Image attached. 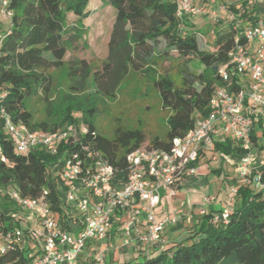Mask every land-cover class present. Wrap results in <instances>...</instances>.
<instances>
[{
	"label": "trees",
	"instance_id": "16d2710c",
	"mask_svg": "<svg viewBox=\"0 0 264 264\" xmlns=\"http://www.w3.org/2000/svg\"><path fill=\"white\" fill-rule=\"evenodd\" d=\"M89 2L10 0L12 19L5 28L6 36L0 47V89L7 92L4 108L12 121L23 123L31 131L53 132L68 125L77 128L83 124L87 133L81 141L119 169L115 181L124 185L127 180L125 156L142 147L145 135L140 128L120 125L115 126L109 136L98 133L94 124L96 100L100 95L97 76L90 72L91 66L85 60L69 64L65 61L69 49L87 30L80 22L90 15ZM236 2L229 7L232 20L226 29L215 31L208 49L201 50L196 37L199 33L184 29L187 23L180 25L174 16L172 0L107 1L115 11L107 61L129 48L121 69L125 72L128 68L151 81L162 108L170 112L166 129L150 137L147 147L169 150L172 140L190 131L195 119L208 115L211 94L215 87L223 84L217 75L219 67L228 64L229 53L236 44L243 43L239 37L241 30L256 23L259 17L264 19V3L261 5L258 0ZM192 61L202 67L199 73L187 69ZM165 62L177 66V80L165 72L156 78L148 75L156 73L155 68ZM109 65L103 63L104 72H109ZM38 96L45 110L41 118L31 106V101ZM263 122H257L251 131L254 149L260 150ZM70 148V145L61 147L57 155L39 149L26 155L17 154L0 120L3 231L12 227L6 214L16 211L6 195L10 188L27 199L42 198L62 227H68L66 210L60 200V168L62 151ZM213 151L219 154L220 160L238 161L244 154L229 138L215 142ZM201 158L194 166H199ZM210 172L216 176L221 174L219 169ZM260 175L264 182V169ZM231 185L236 193L225 219L221 217L223 210L197 215L191 235L168 242L161 251L145 257L142 263L127 264H264V190L256 189L251 182L243 183L237 177L231 180ZM215 216L218 220L214 223ZM28 251L11 252L0 259V264H27Z\"/></svg>",
	"mask_w": 264,
	"mask_h": 264
},
{
	"label": "built area",
	"instance_id": "2783aa9c",
	"mask_svg": "<svg viewBox=\"0 0 264 264\" xmlns=\"http://www.w3.org/2000/svg\"><path fill=\"white\" fill-rule=\"evenodd\" d=\"M172 1L174 16L181 26L205 14L218 22V15L198 7V0ZM9 4L10 0H0V47L6 36L5 28L12 19ZM239 37L243 43L236 44L228 55L229 63L218 69L217 75L223 84L211 94L208 115L195 119L192 129L183 137L174 138L169 150L142 146L129 152L125 156L124 185L115 181L119 169L81 141L87 133L83 124L77 128L68 125L53 132L31 131L23 123L12 121L4 108L7 92L0 89V120L17 154L26 155L39 149L57 155L61 147L71 146L70 150L62 151L60 168V200L69 228L62 227L42 198L27 199L10 188L6 195L16 211L6 215L11 222L10 229L3 231L0 222V259L16 250L23 252L29 246L39 252L27 264H77L87 242L105 240L115 225L122 237V247L134 242L145 257L149 256L150 249L161 251L162 235L168 226L177 222V217L158 218L155 210L163 198L174 200L182 182L198 174L200 167L194 164L200 157L210 156L215 160L214 143L227 138L244 151L238 161H232L236 177L264 190L260 175L264 169V153L257 155L250 138L254 125L264 120V19L259 17L256 23L246 25ZM235 42L238 43L237 38ZM235 193L233 187L230 198ZM202 200L203 206H209L215 199L205 196ZM179 205L184 207L185 202ZM205 213L203 209L199 211V215ZM226 215L227 208L221 217L225 219ZM30 217L37 223L35 228H15L14 224ZM217 220L215 216L214 223ZM110 248L98 250L93 264H104Z\"/></svg>",
	"mask_w": 264,
	"mask_h": 264
},
{
	"label": "rangeland",
	"instance_id": "374dc122",
	"mask_svg": "<svg viewBox=\"0 0 264 264\" xmlns=\"http://www.w3.org/2000/svg\"><path fill=\"white\" fill-rule=\"evenodd\" d=\"M107 1L90 0L87 7L90 15L83 22H80V26L83 25L87 30L84 32L82 39L75 42L72 45V49H69L65 61L69 64L71 61L85 60L91 66L90 72L97 76V89L100 91V95L96 100L97 113L95 114L94 124L98 133L109 136L117 125L133 129L140 128L145 135V142L142 146H146L150 137L161 134L166 129V120L170 112L162 108L157 91L151 81L128 68L125 72L121 69L123 57L129 52V48H124L120 53L114 54L111 61H107L109 56L108 43L115 21V11ZM258 1H260L261 5L264 3L261 0ZM234 3H237L236 0L197 1L198 7L206 10L207 13L214 12L218 15V22H215L207 16L208 14H205L206 16L191 19L187 26H184L186 30L199 33V36L196 34V37L201 50L208 49L207 46L214 40L215 31L226 29L232 20V13L229 7ZM103 63H110L109 72L103 71ZM187 69L199 73L202 67L196 61H192L187 64ZM155 71L156 73L148 75L156 78L165 72L174 80L178 79L177 66L173 63L165 62L160 68L156 67ZM54 74L58 75V72ZM53 94L54 98H56L57 93L54 92ZM94 97L97 98L96 95ZM31 106L38 114L37 117L41 118L44 115L45 110L41 96L34 98L31 101ZM260 152L264 153V136L261 137ZM219 160V154L216 153L215 160L208 156L199 163L201 168L199 172L200 174H207V184L210 188L208 190V187H206L204 191L202 190V196H211L215 199L210 205L211 207L222 203L231 206L233 201L230 198V190L233 188L230 182L234 179V175L230 168L224 166L223 174L228 178L225 187H223L224 185L221 186L222 179L219 180L208 173L209 170L218 168ZM49 169H52V167H49ZM160 194L164 195L162 190ZM172 203L176 210H179L177 208L179 207V202L174 200ZM192 205L187 203V201L185 202L184 209L187 210V214H182V212L174 213V216L178 217L180 222L177 226L171 225L167 227V233L164 234L167 242L180 240L191 235L193 225L196 223V213H198V210L192 211ZM203 210L207 212L208 208H203ZM21 227L23 228L24 226L21 225ZM115 234H119L118 231ZM118 239L119 237H116L113 241L114 247L117 246ZM163 245L165 247V243ZM118 251L120 254L123 253L121 249H118ZM144 260V258H141L139 263L144 262Z\"/></svg>",
	"mask_w": 264,
	"mask_h": 264
},
{
	"label": "crops",
	"instance_id": "0c3cea01",
	"mask_svg": "<svg viewBox=\"0 0 264 264\" xmlns=\"http://www.w3.org/2000/svg\"><path fill=\"white\" fill-rule=\"evenodd\" d=\"M262 2L264 0H261ZM188 24V23H187ZM186 24V25H187ZM259 142V141H258ZM257 151V155L260 156V150L256 149ZM224 166H227L230 168L231 172L234 175V178L236 177L235 175V166L233 165V162L231 159H226V160H219V165L217 170L219 169L221 171V174L216 176L215 173L210 172L211 170L208 171V173L214 175V177H216L217 179L221 180V186L225 187V183L226 181H228V178L223 174L224 171ZM201 168H199L200 170ZM224 176V179H223ZM208 177L207 174H200V172H198V174L189 180H185L184 182H182V184L180 185L179 189H178V194L175 197L174 200H177L179 202V204L184 201L189 204H193V210H198V213H196L197 215H199V210L203 209V208H208V211L211 210H225L226 208H229V205L226 204H220V205H216L215 207H211L209 206H203L202 202H203V197L202 196V190L204 191L206 189V187H208ZM211 182V181H210ZM231 184V182H230ZM210 188L208 187V190ZM170 201L166 198L162 199L161 204L159 205V207H157V209L155 210V214L158 218H168V217H172L174 216V212L173 210L176 209L173 205V201ZM178 204V206H180ZM179 210L176 211L177 212H182V214H187V210L184 209V207H177ZM182 208V209H180ZM200 208V209H199ZM10 213V212H8ZM7 213V214H8ZM6 214V215H7ZM8 219V218H7ZM189 221V220H188ZM68 222V221H67ZM179 220L177 217V222L175 224H172V226H177L179 225ZM16 225H18L19 227H21V225H23L25 227H32L35 228L37 226L36 221L34 220V218L30 217V218H25L23 221H20V223H16ZM171 226V225H170ZM179 227V226H178ZM167 229V228H166ZM164 231L163 235H162V241L163 244H167V239L164 238V234L167 233V231ZM174 229V228H172ZM118 230V225H115L114 228L108 233V236L105 240L103 241H99V240H90L87 242L83 252L80 254V256L78 257V262L77 264H93V256L94 254L100 250V249H104L107 246H111L109 253L105 256V263L104 264H127L130 262H139V260L141 258H145V254L141 253L138 245L134 242H132L130 245L122 247V237L120 234H115L116 231ZM116 237H119L118 239V244L117 246H113V241L116 239ZM171 237V236H170ZM28 251V260L29 262H31L34 257L38 254L39 251H33V249L31 247L28 246V248H26ZM118 249H121L123 251L122 254L119 253ZM157 249H150V253L152 252H156Z\"/></svg>",
	"mask_w": 264,
	"mask_h": 264
}]
</instances>
